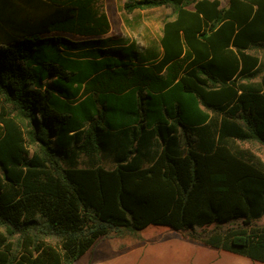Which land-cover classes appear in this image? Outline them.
<instances>
[{"label":"trees","instance_id":"obj_1","mask_svg":"<svg viewBox=\"0 0 264 264\" xmlns=\"http://www.w3.org/2000/svg\"><path fill=\"white\" fill-rule=\"evenodd\" d=\"M158 6L163 55L134 64L45 36L107 32L99 0H0V264H75L151 224L264 262V160L243 145H264V0L123 9Z\"/></svg>","mask_w":264,"mask_h":264},{"label":"rangeland","instance_id":"obj_2","mask_svg":"<svg viewBox=\"0 0 264 264\" xmlns=\"http://www.w3.org/2000/svg\"><path fill=\"white\" fill-rule=\"evenodd\" d=\"M226 6L229 0H220ZM104 6V0H99ZM168 10V11H167ZM169 9L135 11L127 22L158 21ZM3 99L0 96V110ZM264 160V145L244 142ZM106 165H109L107 163ZM264 222V217L261 220ZM75 264H264L248 257L211 247L166 225L151 224L136 233L100 238Z\"/></svg>","mask_w":264,"mask_h":264},{"label":"crops","instance_id":"obj_3","mask_svg":"<svg viewBox=\"0 0 264 264\" xmlns=\"http://www.w3.org/2000/svg\"><path fill=\"white\" fill-rule=\"evenodd\" d=\"M126 1L104 0V6H101V9L106 12L110 22V28L105 33L95 36H85L65 31H53L45 36H63L71 42L78 43L86 40H99L95 44L81 45V48H84L83 50L101 48L104 50L103 55H112L134 64H146L160 59L163 55L161 38L163 36L164 20L174 18L172 8L170 6H158L147 9H136L133 12L155 11L161 7H165L169 9V12H165L160 18L157 16L158 21L142 20L139 23L127 22L125 21L127 15L133 12L128 13L123 9V4ZM221 6H223L222 3ZM77 50H79L78 46L75 51ZM102 163L107 167L115 165L112 159L107 157L103 158ZM107 163L109 165H106Z\"/></svg>","mask_w":264,"mask_h":264}]
</instances>
